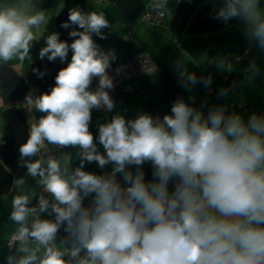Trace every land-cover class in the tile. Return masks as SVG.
Returning a JSON list of instances; mask_svg holds the SVG:
<instances>
[{
  "label": "clouds",
  "instance_id": "9594fccd",
  "mask_svg": "<svg viewBox=\"0 0 264 264\" xmlns=\"http://www.w3.org/2000/svg\"><path fill=\"white\" fill-rule=\"evenodd\" d=\"M225 20L241 17L252 28V35L264 48V10L259 0H225L219 11ZM46 20L43 12L28 15L24 6L0 9V60L14 57L23 61L35 39L32 28ZM78 25V37L70 45L47 37L40 57L63 61L72 50L71 62L56 76L50 92L28 105L44 113L31 125L20 157H32L49 144L79 146L80 166L65 178L56 159L25 161L31 176L52 195L55 221L41 219L49 209L40 197L38 210L29 207L28 195L12 200L10 220L19 225L13 240L19 259L8 257V264H35L40 246L45 251L39 264H264V117L252 115L247 122L239 114L225 118L224 109L210 111L207 118L183 101H177L163 120L143 114L126 121L114 116L99 126L98 141L89 131L91 110L113 102L105 88L111 81L105 75L108 55L99 52L92 34L109 27L105 15L95 11L69 12L68 22ZM111 55V54H109ZM100 77L99 88L89 91L92 78ZM150 161L156 182H145V174L133 176L126 165L141 166ZM67 163V158H65ZM84 162L100 168L113 164L111 176L83 170ZM67 171V169H65ZM123 173L126 188L116 182ZM178 182L169 191L170 182ZM94 194L85 209L83 198ZM32 216L29 226L28 218ZM73 243L65 252L52 243L62 223ZM32 238L37 246L29 248ZM11 247V245H9ZM85 253L80 258L81 252Z\"/></svg>",
  "mask_w": 264,
  "mask_h": 264
},
{
  "label": "crops",
  "instance_id": "0c3cea01",
  "mask_svg": "<svg viewBox=\"0 0 264 264\" xmlns=\"http://www.w3.org/2000/svg\"><path fill=\"white\" fill-rule=\"evenodd\" d=\"M107 1L118 10L121 20L101 30L103 39L95 33L92 39L99 52L109 56L108 66H118L145 51L160 69L140 84L141 92L148 93L152 98L151 108L129 106L125 100H115L111 110H91L89 131L101 154H104V149L98 141L100 125L110 122L114 116H123L126 121H131L143 114L162 121L178 100L200 112L203 118L216 109H224L225 118L239 114L245 122L252 115L264 117V48L253 37L252 28L245 19L225 20L219 16L225 0H87L84 8L76 0H21L20 6H24L28 15L43 12L46 20L32 28L35 39L30 43L29 54L23 61L0 60V197L4 199L0 202V264H8L9 256L19 259L24 255L16 251L20 241L13 240V237L19 225L10 220L13 199L8 200L7 197L16 194L23 182L41 179L29 174L25 161L39 159L41 166L46 168L47 160L56 159L61 169H67V178L81 163L79 146H66V163L60 156L61 146L47 141L36 155L24 159L20 157L19 148L27 141L31 125L45 115L34 104L28 105L27 99L31 97L35 101L40 95L50 92L56 85L58 72L67 67L73 54L69 48L63 61L59 57L50 61L47 55L41 58L40 51L46 47L50 35L57 34L60 41L69 45L78 38L69 34L73 30L83 31L78 25L61 26L68 22L71 10L79 9L84 14L100 13ZM3 2L0 0V6ZM259 7L264 10V0H259ZM157 11L162 14L158 22L143 19L147 13ZM218 59L226 63V71L210 79L201 77L202 72ZM256 65L261 70L259 81L249 73L250 68ZM98 88L99 80L92 79L88 90L95 92ZM113 168L111 163L100 168L96 162H84L83 170L108 177ZM125 171L132 172L133 176L137 171L144 172L145 182H156L158 179L153 176L150 161L138 167L126 165ZM115 179L122 189L128 186L123 173H116ZM177 182L175 179L170 182V192ZM28 196V206L37 210L40 197L47 199L49 209L38 214L41 219L55 221L56 214L51 210L55 201L43 185ZM93 196L83 198V208L92 206ZM32 219V216L28 218L29 226ZM66 227L67 222L60 225L52 243L65 252L64 259L69 260L67 252L73 240L65 231ZM27 246L34 248L37 243L29 238ZM44 251V247L40 246L35 264H39ZM84 256L82 251L80 258Z\"/></svg>",
  "mask_w": 264,
  "mask_h": 264
},
{
  "label": "built area",
  "instance_id": "2783aa9c",
  "mask_svg": "<svg viewBox=\"0 0 264 264\" xmlns=\"http://www.w3.org/2000/svg\"><path fill=\"white\" fill-rule=\"evenodd\" d=\"M160 12L147 13L143 19L158 22L161 17ZM159 65L153 57L145 52H139L134 58L115 67L107 66L105 75L111 81V87L104 89L112 101L125 100L131 93L140 87L141 81L159 71ZM93 80H100V77L94 76ZM243 106V105H242ZM107 111V107L101 103L96 108Z\"/></svg>",
  "mask_w": 264,
  "mask_h": 264
},
{
  "label": "trees",
  "instance_id": "16d2710c",
  "mask_svg": "<svg viewBox=\"0 0 264 264\" xmlns=\"http://www.w3.org/2000/svg\"><path fill=\"white\" fill-rule=\"evenodd\" d=\"M21 0H4L3 4L0 6V9L6 7V6H13L17 5L20 6ZM78 5L81 8H84L86 5L87 0H76ZM105 15V18L109 21V25L113 24L114 22L121 20V15L119 14L118 10L115 8V6L110 2L107 1L104 4L103 12ZM12 62L21 61L19 59H12ZM226 71V63L223 60H215L206 70H204L201 74V77L210 79L214 75H216L219 72H225ZM249 73L252 77H254L257 81L260 80L261 77V70L258 65L253 66L250 68ZM127 105L129 106H139L143 108H151L152 106V98L148 93L141 92L140 87L136 89L133 93L129 95L125 99ZM172 108V107H171ZM171 108L168 114H171ZM227 118V117H226ZM60 156L62 160H65V158L68 155L67 147H60ZM62 175L67 178V171L65 169H61ZM42 184L40 183V179L37 180H29L23 182L21 185V188L18 190L16 194H11L7 199H13L17 195H29L34 189L41 187ZM4 199L0 197V202H2Z\"/></svg>",
  "mask_w": 264,
  "mask_h": 264
},
{
  "label": "rangeland",
  "instance_id": "374dc122",
  "mask_svg": "<svg viewBox=\"0 0 264 264\" xmlns=\"http://www.w3.org/2000/svg\"><path fill=\"white\" fill-rule=\"evenodd\" d=\"M24 1V0H23ZM89 7H91V5L89 4Z\"/></svg>",
  "mask_w": 264,
  "mask_h": 264
}]
</instances>
